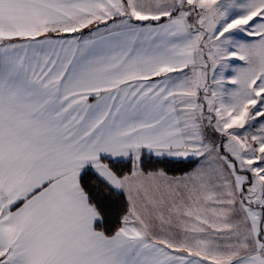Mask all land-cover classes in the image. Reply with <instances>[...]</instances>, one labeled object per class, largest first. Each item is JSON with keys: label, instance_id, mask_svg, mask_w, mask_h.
I'll return each instance as SVG.
<instances>
[{"label": "snow or ice", "instance_id": "obj_1", "mask_svg": "<svg viewBox=\"0 0 264 264\" xmlns=\"http://www.w3.org/2000/svg\"><path fill=\"white\" fill-rule=\"evenodd\" d=\"M0 264H264V0H0Z\"/></svg>", "mask_w": 264, "mask_h": 264}, {"label": "trees", "instance_id": "obj_2", "mask_svg": "<svg viewBox=\"0 0 264 264\" xmlns=\"http://www.w3.org/2000/svg\"><path fill=\"white\" fill-rule=\"evenodd\" d=\"M177 175L179 174V172L176 173Z\"/></svg>", "mask_w": 264, "mask_h": 264}]
</instances>
